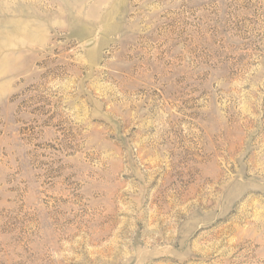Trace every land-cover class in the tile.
<instances>
[{"label":"rangeland","instance_id":"obj_1","mask_svg":"<svg viewBox=\"0 0 264 264\" xmlns=\"http://www.w3.org/2000/svg\"><path fill=\"white\" fill-rule=\"evenodd\" d=\"M0 264H264V0H0Z\"/></svg>","mask_w":264,"mask_h":264}]
</instances>
